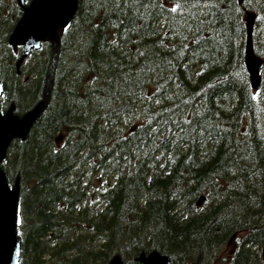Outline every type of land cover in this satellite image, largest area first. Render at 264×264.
Masks as SVG:
<instances>
[{"label": "trees", "instance_id": "trees-1", "mask_svg": "<svg viewBox=\"0 0 264 264\" xmlns=\"http://www.w3.org/2000/svg\"><path fill=\"white\" fill-rule=\"evenodd\" d=\"M177 2L193 0L165 6ZM200 2L214 6L200 12L211 25L183 47L189 32L157 6L165 0L147 9L79 0L59 30L48 105L2 163L10 185L20 182L21 264H110L115 255L139 264L153 250L173 264H217L242 233L232 264H254L264 246V67L256 91L246 11L256 13L264 56V0ZM22 14L17 0H0L1 109L15 103L19 115L43 98L54 50L46 39L17 72L22 47L9 38Z\"/></svg>", "mask_w": 264, "mask_h": 264}, {"label": "water", "instance_id": "water-1", "mask_svg": "<svg viewBox=\"0 0 264 264\" xmlns=\"http://www.w3.org/2000/svg\"><path fill=\"white\" fill-rule=\"evenodd\" d=\"M239 1L243 2V0ZM18 2L21 6H24L25 0H18ZM77 7L78 0H35L25 9L21 21L10 38V42L13 45L23 44L25 46L20 62L23 61L32 48H39L41 41L46 39V37H49L54 42L55 48L48 74L49 80L47 81L45 99L33 111L22 118L14 115V106L5 115L0 113V193L3 194V202L2 206H0V264H20V239L17 235L16 225L13 226L12 220L13 202L17 213L19 184L17 183L13 189L9 187L6 175L1 169V163L6 157L10 141L14 138L25 139L37 118L47 106L49 86L59 48L58 28L73 18ZM254 22L255 14L249 12L245 55L251 83L253 87L257 88L261 85L260 69L264 64V60L257 56L254 50ZM2 91L3 85L0 81V95ZM204 199L205 197L201 196L198 204H201ZM138 260L142 264H170L169 258L157 251H154L148 257L142 254ZM111 264H123L122 258L119 255L115 256Z\"/></svg>", "mask_w": 264, "mask_h": 264}, {"label": "snow or ice", "instance_id": "snow-or-ice-1", "mask_svg": "<svg viewBox=\"0 0 264 264\" xmlns=\"http://www.w3.org/2000/svg\"><path fill=\"white\" fill-rule=\"evenodd\" d=\"M167 0H165L164 4L157 5L158 7H161L164 9L165 12H167L169 15L172 16L173 19H178L180 21H183V24L181 25L182 31H188L189 36H191V40H189V36H184V45L183 47H187L188 43H196L199 44L200 41L197 39V35L200 31H202V28H199V24H203L207 22V24L211 25V20L207 19V17L200 16V12L202 10H209L213 8L214 6L204 2L201 3L200 0H193L191 3H174L170 7H166ZM151 0H149L148 4H145L143 0H137V3H134L131 5V7H138L141 9H147L152 7ZM117 7H122L120 4H117ZM207 16H211V12H207ZM261 19H264V17H261ZM193 24H197V27H193ZM170 32H175L176 30L174 28L169 29ZM143 55V53H141ZM199 74V73H198ZM255 98V97H254ZM3 202V194L0 193V206H2ZM93 203H96L93 201ZM12 220H13V226L16 224H22L23 220L22 217H19L16 213L15 203L13 202V214H12Z\"/></svg>", "mask_w": 264, "mask_h": 264}, {"label": "flooded vegetation", "instance_id": "flooded-vegetation-1", "mask_svg": "<svg viewBox=\"0 0 264 264\" xmlns=\"http://www.w3.org/2000/svg\"><path fill=\"white\" fill-rule=\"evenodd\" d=\"M252 247H254V246H252ZM252 253H253V257H254V264H256V261H255L256 260L255 253L260 256V252L257 249H255V250L253 249V252Z\"/></svg>", "mask_w": 264, "mask_h": 264}, {"label": "bare ground", "instance_id": "bare-ground-1", "mask_svg": "<svg viewBox=\"0 0 264 264\" xmlns=\"http://www.w3.org/2000/svg\"><path fill=\"white\" fill-rule=\"evenodd\" d=\"M246 49V48H245ZM53 77H54V75L52 76V79H53ZM49 80V77H48V75H47V81Z\"/></svg>", "mask_w": 264, "mask_h": 264}, {"label": "rangeland", "instance_id": "rangeland-1", "mask_svg": "<svg viewBox=\"0 0 264 264\" xmlns=\"http://www.w3.org/2000/svg\"><path fill=\"white\" fill-rule=\"evenodd\" d=\"M234 245H235V246H237V244H236V243H234V244H233V246H232L233 248H234Z\"/></svg>", "mask_w": 264, "mask_h": 264}]
</instances>
